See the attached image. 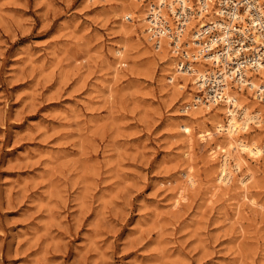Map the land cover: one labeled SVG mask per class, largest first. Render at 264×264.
<instances>
[{
	"label": "rangeland",
	"instance_id": "1",
	"mask_svg": "<svg viewBox=\"0 0 264 264\" xmlns=\"http://www.w3.org/2000/svg\"><path fill=\"white\" fill-rule=\"evenodd\" d=\"M130 1L0 0V264H264V155L252 201L217 185L215 106L185 115Z\"/></svg>",
	"mask_w": 264,
	"mask_h": 264
},
{
	"label": "built area",
	"instance_id": "2",
	"mask_svg": "<svg viewBox=\"0 0 264 264\" xmlns=\"http://www.w3.org/2000/svg\"><path fill=\"white\" fill-rule=\"evenodd\" d=\"M147 25L156 49L167 39L178 73L206 65L199 82L204 103H226L236 90L251 91L264 104V0H159L150 6ZM257 77L263 80L254 88Z\"/></svg>",
	"mask_w": 264,
	"mask_h": 264
},
{
	"label": "bare ground",
	"instance_id": "3",
	"mask_svg": "<svg viewBox=\"0 0 264 264\" xmlns=\"http://www.w3.org/2000/svg\"><path fill=\"white\" fill-rule=\"evenodd\" d=\"M128 1H130V0H128ZM131 1H130L131 5L129 7L124 6L126 9L125 11H127L126 12L127 15L125 18H127V19L129 18L131 20H133V18H134L135 21H138L143 35L147 36L148 32H147L146 23H147V13L148 12L146 13V8H144L143 0H131ZM211 1L214 2V0H211ZM124 5H126V4H124ZM124 7H123V9H124ZM192 27H193V23L191 24V26L189 27V29L186 31V33L184 35L183 39L187 40V42H190V40L192 39V33H191ZM156 53L158 54L160 59L162 58V60L164 59V61L167 62V66L165 67V70H164L165 73L164 74L170 75V77L169 76L168 77H169L170 81L173 83L172 90H174L173 89V87H174V88H176V91H178L180 94L181 93L184 94L186 86L189 84H192V86H193L192 89H194V91H193L194 93L198 94L201 92L200 86H199V82L201 81L200 78L202 77V75H204L203 72L206 71V69H207V67L204 63L198 64L193 73H189V74L178 73L175 70L176 59L172 55L169 54V43H168L167 39H165V38L160 40V45L157 48ZM117 54L121 55L122 50H118ZM120 60H121V58H120ZM260 74L262 77H264V72H261ZM179 75L185 81V84L178 83ZM262 80L263 79L260 77L255 78L253 81L254 88H258L260 86V83H262L261 82ZM196 85H197V87H195ZM196 88H197V91H196ZM193 92L187 93V95L185 96V98L187 99L186 102H188L190 97L194 95ZM173 96H175V95H173ZM183 98H184V96H183ZM194 100L198 104H204L206 106V110L204 111L202 108H200L197 103H193V104L191 103V104L187 105L188 109L184 108L183 112L186 113L185 115L188 116L190 120L199 119L201 116H203L207 113H211L213 111V107L209 104L204 103L201 100L200 96L199 97L195 96ZM189 109H192V110L189 111ZM214 109H215V112L213 114H211L212 118L209 120V122H206L208 120L207 119L201 123V128H203V129L201 131H199L198 137L204 141L207 139V137L212 138V140H213L212 136L216 132L219 135L220 134L224 135L223 142L218 141L219 143H222V145H216V147H214L215 150L214 151L212 150V152H211L212 159L213 158L216 159V156H218L217 155L218 151H219V153H220V151L222 153L220 170H219V173H218L217 178H216L217 185L220 187V186H224V185H231L232 182H235V184L237 183L239 185V188H243V190L245 191L243 196H244V198H246V201H247V199L252 201V199L249 198L250 195L247 191H248V188L250 187L249 183L251 181H253L252 178L254 176H253V172H251L252 166L250 165L251 168L248 167V163H247L248 160L246 161L244 156H248L249 158H252L255 160L260 159V157H262L264 155V144L260 145L258 142V140L260 138H258L257 140H254L253 136H251L253 138L252 140L250 138H249L250 140L249 139L246 140L245 138H243L241 136L240 133H242V134L246 133L247 130L249 129V125L251 122H255L259 126L262 125L261 123L264 122V104H262L258 100H256L253 97V93L251 91H249L246 94L244 92H238L236 90H230L229 95H228V100L226 101V103L216 105L214 107ZM184 119L188 120V118H184ZM183 124H184V122H183ZM186 124L182 125L183 130L187 135L190 136V140H191V136L193 135L192 126L193 125L195 126V123L192 126H189ZM209 125H212L214 127V129L216 130L215 133H213L210 129L207 128ZM210 128H212V127H210ZM255 136H256L255 138H257L256 134H255ZM258 136L261 137V134L260 135L258 134ZM188 141H189V139H188ZM190 144L192 146V143H190ZM195 144H196V142H195ZM188 151H189V149H188ZM191 154L189 155L190 157H191ZM187 156H188V154H187ZM232 159L234 161L233 169L230 168V164H229ZM208 160H209V158L207 159V161ZM212 162H214V161H212ZM188 170H189V168H188ZM212 171H214V170H212ZM209 175H212V174H209ZM187 177H188L187 184L190 187H195L197 184V179H196L197 176L196 177L194 176L193 170H191V172L188 171ZM248 184H249V186H248ZM240 185L242 187H240ZM219 187H217V188H219ZM236 188H238V187L236 186ZM239 190H241V189H239ZM214 193H215V191H214ZM185 198H186L185 194H183L182 192L179 193V196H177V199H176V204H178L180 202V200H184ZM240 208L241 207L239 206V211H241Z\"/></svg>",
	"mask_w": 264,
	"mask_h": 264
}]
</instances>
